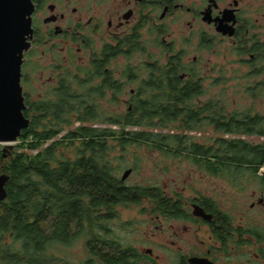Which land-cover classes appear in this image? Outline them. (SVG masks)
Masks as SVG:
<instances>
[{
    "label": "trees",
    "instance_id": "1",
    "mask_svg": "<svg viewBox=\"0 0 264 264\" xmlns=\"http://www.w3.org/2000/svg\"><path fill=\"white\" fill-rule=\"evenodd\" d=\"M172 66L148 63L132 107L120 112L98 101L109 93L117 101L125 90L127 83H114L112 70L106 87L91 86V70L82 69L85 76L76 77L77 87L63 78L46 97L30 100L25 94L30 126L7 157L0 145V173L10 175L8 198L0 203V264H74L60 248L81 240L86 258L78 264H139L148 258L111 226L119 207L148 200L167 217L183 218L187 212L182 198L168 196L158 185L122 180L118 172L124 162L116 161L126 160L132 144L187 156L232 183L249 173L264 193L259 174L264 140L250 139L264 137V112L231 110L224 98L197 101L206 94L201 79L193 75L184 81L179 67ZM133 72L130 66L123 76L135 80ZM258 86L264 88V79ZM210 129L214 133L204 143L188 134ZM177 264L189 263L182 255Z\"/></svg>",
    "mask_w": 264,
    "mask_h": 264
},
{
    "label": "flooded vegetation",
    "instance_id": "2",
    "mask_svg": "<svg viewBox=\"0 0 264 264\" xmlns=\"http://www.w3.org/2000/svg\"><path fill=\"white\" fill-rule=\"evenodd\" d=\"M33 2L34 32L30 38L31 48L25 52L23 69L40 51L41 55L44 57L49 55L51 59L56 60L55 62L64 59L67 66L56 65L59 69L58 75L54 70L57 86L63 78L76 81L78 70L82 71V66L85 65L78 67L75 61L77 57L83 59L81 54L84 51L90 57L87 69L91 70L93 75L89 82L91 86L106 87L111 70L115 78L114 83L139 82L141 67L132 65L131 59L143 52L154 58L151 63L160 61L147 50L146 42L149 41L161 47L162 55L166 58L162 65L179 67L178 75L182 80L188 81L195 75L204 85L205 76L197 66L198 56L189 63L185 62L183 59L186 51L184 49L177 51L176 43L167 38L170 35L167 19L180 13L188 14L193 19L188 22L190 28L188 41L195 44L193 40H196L198 51L217 53L218 47L229 41L233 50L240 56H248L247 60L251 66L254 65L253 69H258L257 64L264 62V0H33ZM145 34L149 36L148 40L145 39ZM136 48L138 50L132 57L126 55L127 51ZM118 49L123 52L118 53ZM62 53L66 54L63 59L59 57ZM120 56L130 59L124 70L133 67L135 80L125 78L124 70L118 71L117 75L116 69L110 66L111 62ZM73 65L75 72L71 70L74 68ZM100 65H103L104 71L100 70ZM147 70L146 68V73ZM261 71L264 72V69ZM140 84L136 89H132L128 107H132L131 100L137 95ZM259 174L264 175V170L260 169ZM195 204L202 208V215L194 213ZM259 205L264 207L263 191ZM184 206L187 215L181 219L195 224L200 231L210 233V241H201L203 252L192 256L207 257L219 264L216 257L218 252L238 253L255 249L253 252L256 258L264 261L263 226L234 223L233 218L221 210L211 197L198 196L186 201ZM251 208L256 209L257 203L253 202ZM144 256L152 259L154 253ZM192 256L186 257L187 262Z\"/></svg>",
    "mask_w": 264,
    "mask_h": 264
},
{
    "label": "rangeland",
    "instance_id": "3",
    "mask_svg": "<svg viewBox=\"0 0 264 264\" xmlns=\"http://www.w3.org/2000/svg\"><path fill=\"white\" fill-rule=\"evenodd\" d=\"M192 20L188 14L180 13L168 18L166 23L170 27L168 40L176 43L177 51L182 49L186 51L183 60L189 63L198 56L197 66L205 76L206 94L197 101H204L211 97L224 98L229 103L231 110L251 109L264 112V88L258 86V82L264 79V72L252 75V71L256 69H253L254 65L251 66L247 60L248 56H240L233 50L229 41L223 42L218 47L217 53L206 50L198 51V42L193 40L195 44H190L188 41L190 30L188 22ZM144 37L146 40L149 39L146 34ZM146 44L147 50L151 51L155 59L160 60L159 63L162 65L166 58L162 55L161 47L155 46L150 41ZM40 53L35 54L32 62L30 61L29 65L26 64L23 69L24 94H28L27 97L30 100L48 96L57 87L54 70L58 75L59 69L56 65L67 66L65 65L67 62L63 59L66 56L65 53L59 56L63 61L58 62L51 59V56L44 57ZM81 55L83 59L77 57L75 63H78V67L85 65L82 67L87 69L90 57L87 53L85 54V51ZM152 59L154 58L143 52L131 59L132 65L141 67V80L145 77L146 65L148 62L151 63ZM129 62L130 59L120 56L113 60L110 66L116 69L118 75V71L124 70V66ZM263 65L264 62L258 63V70L264 69ZM73 67L71 70L75 72V66L73 65ZM84 76V72L78 70V78ZM139 82L127 84L117 101H111L110 94L103 99H98L101 107L117 112L126 110L129 105L128 100L132 97L131 91L138 87ZM74 84L76 87L78 86L75 82ZM252 91L255 93H253L254 95ZM213 133L212 129L204 133L188 132L195 141L200 143L206 142V136L213 135ZM250 139L258 142L264 140V137L253 136ZM0 145L4 148V144L0 143ZM125 159V161L123 158L115 161L124 162L118 172L120 177L127 169H132L126 179L128 184L158 185L168 196L174 199L182 198L184 203L198 196L211 197L218 203L221 210L233 218L234 223L244 226L259 225L264 228V207L258 206L263 190L258 181L252 179L249 173L239 179L240 183H232L228 178L211 175L187 156L167 154L157 148L148 147L146 144L129 146ZM253 202L257 203V208L252 210ZM155 207L153 201L148 200L141 204L121 206L119 207V219L111 224L122 241L138 249L142 255L146 254V249H153L152 259L144 257L139 264H177L182 255L189 257L203 252L204 247L201 241H210L208 231H200L198 226L181 218L164 216L156 212ZM60 249H62L60 254L74 264H78L81 260L83 261V258H86L82 240L72 246ZM253 251L255 252V249L238 253L218 252L216 257L219 264H264V261L256 258Z\"/></svg>",
    "mask_w": 264,
    "mask_h": 264
},
{
    "label": "water",
    "instance_id": "4",
    "mask_svg": "<svg viewBox=\"0 0 264 264\" xmlns=\"http://www.w3.org/2000/svg\"><path fill=\"white\" fill-rule=\"evenodd\" d=\"M33 0H0V143L7 157L18 143L23 130L31 119L25 115L26 97L22 85L25 52L31 48L30 38L34 32ZM132 169H127L126 180ZM10 175L0 173V203L8 198ZM202 208L195 204L194 213L202 215ZM153 254V249H146ZM190 264H216L207 257L192 256Z\"/></svg>",
    "mask_w": 264,
    "mask_h": 264
},
{
    "label": "built area",
    "instance_id": "5",
    "mask_svg": "<svg viewBox=\"0 0 264 264\" xmlns=\"http://www.w3.org/2000/svg\"><path fill=\"white\" fill-rule=\"evenodd\" d=\"M264 169V168H263Z\"/></svg>",
    "mask_w": 264,
    "mask_h": 264
}]
</instances>
